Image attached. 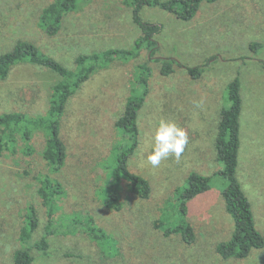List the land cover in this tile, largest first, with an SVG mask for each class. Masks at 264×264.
I'll return each mask as SVG.
<instances>
[{
	"label": "rangeland",
	"instance_id": "obj_1",
	"mask_svg": "<svg viewBox=\"0 0 264 264\" xmlns=\"http://www.w3.org/2000/svg\"><path fill=\"white\" fill-rule=\"evenodd\" d=\"M52 1L0 0V53L26 39L74 69L79 54L130 48L140 33L132 20V8L123 0H78L75 9L63 17L59 31L49 36L38 27V18ZM140 15L162 25L156 36V57H171L185 66L203 65L205 72L194 79L184 67H176L174 73L163 76L147 50L128 61L115 60L93 73L69 98L60 118L67 158L58 172H50L40 158L42 131L33 133L35 153L30 160H23L19 151L1 153L0 264H12L14 251L24 247L19 230L29 205L35 206L39 220L33 239L43 234L46 208L33 176L38 173L58 179L66 194L58 199L53 215L58 229L49 237V254L42 256L31 248L32 264H264V247L253 249L242 259H222L215 252V244L228 239L233 230L220 193L224 181L219 176L212 179L205 194L191 200L188 220L195 230L191 244L177 235L164 236L153 226L190 171L209 176L221 168L214 148L219 112L227 104L228 82L238 75L242 110L237 176L264 236V0L202 2L190 20L179 19L158 6H144ZM252 42L260 46L253 49ZM145 63L150 68L149 89L139 110L138 144L128 167L149 181L151 193L148 199H140L122 179V208L116 211L100 195L107 186L102 166L113 145L125 143L114 121L132 90H141L135 76ZM59 80L44 67L16 64L0 80V113L45 114L52 86ZM161 116L183 127L189 143L179 162L170 157L153 169L140 153L150 140L155 119ZM17 146L20 150L21 140ZM87 214L113 240L115 251H108L81 226L73 233L64 232L72 229L67 218L76 215L84 219Z\"/></svg>",
	"mask_w": 264,
	"mask_h": 264
},
{
	"label": "trees",
	"instance_id": "obj_2",
	"mask_svg": "<svg viewBox=\"0 0 264 264\" xmlns=\"http://www.w3.org/2000/svg\"><path fill=\"white\" fill-rule=\"evenodd\" d=\"M217 0H123L132 8V20L138 26L140 33L130 48H109L100 52L79 54L74 61L75 68L69 69L63 63L41 51L34 43L26 39L17 40L13 46L0 53V80L5 79L11 68L18 63H30L44 67L56 73L60 80L52 86L48 110L43 115H29L20 111H5L0 113V154L3 152L19 153L22 159L30 158L35 150L32 144L33 133H44V144L40 158L48 166L50 172H58L66 162L67 149L60 134V118L65 112L69 98L83 82L93 73L107 67L115 60L128 61L136 58L143 50L148 51L151 61L159 64V73L168 76L175 72L176 67H184L187 73L197 79L205 72V66H185L171 57H156L158 51L157 34L161 31L159 23L143 20L140 10L144 6H158L173 13L177 18L190 20L198 11L202 2L212 3ZM78 0H53L43 7L38 20V27L47 35H55L62 24L63 17L76 7ZM260 44L250 43L257 48ZM135 81H139L141 90H132L127 97L124 108L114 121L115 130L120 132L125 143H115L110 149V155L105 161L106 183L100 195L103 202L118 211L122 208L120 189L122 179L128 181L131 190L140 199H148L151 193L149 181L143 176L130 171L129 157L138 144L139 110L144 104L148 93V77L150 68L145 64L138 67ZM137 77V79H136ZM226 106L219 112L217 134L214 148L216 159L222 166L212 175H204L195 170L188 173L185 184L175 188L172 201L167 202L162 215L153 221V226L164 236L177 235L182 242L191 244L195 240V230L188 220L191 200L205 194L211 186L214 177L219 176L224 184L221 196L225 210L233 221V230L228 239L215 244V252L222 258H245L253 249L264 247V236L257 228L251 202L245 194L237 176L240 150V114L242 110L241 82L238 75L226 86ZM23 146L18 149V141ZM26 166H30L27 163ZM31 170H34L33 168ZM31 173L30 170H28ZM38 181L37 194L46 208V223L43 234L34 240L33 235L39 226L38 213L33 205H29L24 215V223L19 230V240L24 247L14 251L12 264H32L34 255L31 248L42 255L49 254V237L56 233L53 215L58 208L57 201L66 194L63 184L48 174H34ZM72 229L64 232H75L79 226L99 243H103L108 251H115L116 246L108 234L100 229L92 215L84 219L72 215L67 218Z\"/></svg>",
	"mask_w": 264,
	"mask_h": 264
},
{
	"label": "clouds",
	"instance_id": "obj_3",
	"mask_svg": "<svg viewBox=\"0 0 264 264\" xmlns=\"http://www.w3.org/2000/svg\"><path fill=\"white\" fill-rule=\"evenodd\" d=\"M189 143L187 131L175 120L158 117L150 130V140L140 153L153 169L159 168L170 157L177 162Z\"/></svg>",
	"mask_w": 264,
	"mask_h": 264
}]
</instances>
